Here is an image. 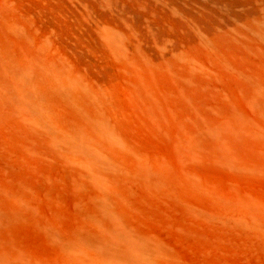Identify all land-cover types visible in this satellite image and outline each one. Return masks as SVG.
Listing matches in <instances>:
<instances>
[{"label": "rangeland", "instance_id": "1", "mask_svg": "<svg viewBox=\"0 0 264 264\" xmlns=\"http://www.w3.org/2000/svg\"><path fill=\"white\" fill-rule=\"evenodd\" d=\"M263 15L264 0H0V264H104L116 235L148 264H264Z\"/></svg>", "mask_w": 264, "mask_h": 264}, {"label": "bare ground", "instance_id": "2", "mask_svg": "<svg viewBox=\"0 0 264 264\" xmlns=\"http://www.w3.org/2000/svg\"><path fill=\"white\" fill-rule=\"evenodd\" d=\"M264 16V15H263ZM259 18V17H257ZM263 18V17H262ZM261 19V18H260ZM264 19V18H263ZM258 20V19H257ZM255 20V21H257ZM254 21V20H253ZM254 21V22H255ZM253 22V23H254ZM257 23V22H256ZM252 27V26H251ZM257 30V28H256ZM257 32V31H256ZM264 32V31H263ZM258 34V33H257ZM254 35V34H253ZM259 35V34H258ZM256 36V35H255ZM260 37V36H259ZM264 37V36H263ZM261 39V37H260ZM18 74V73H17ZM18 76V75H17ZM18 79V78H17ZM16 79V80H17ZM19 81H22V79H18ZM17 80V82H18ZM23 81H25L23 79ZM16 82V81H15ZM19 84V83H18ZM22 84V82H21ZM17 85V84H16ZM15 85V86H16ZM21 86V85H20ZM26 86V85H25ZM25 88V87H24ZM23 89L21 88V90H19V93H20V100L21 102L23 101V107H24V110L26 109L25 106H27V108L30 107H33L31 102H30V98H29V95H28V91L24 92L22 91ZM16 91V90H15ZM18 94V93H17ZM32 95V94H31ZM14 96H15V93H14ZM16 97V96H15ZM14 97V98H15ZM29 98V99H28ZM32 100V103L34 105V102L33 101V98L31 99ZM35 100V98H34ZM38 102V101H37ZM35 102V105L36 103ZM19 105V104H18ZM25 105V106H24ZM40 106V105H39ZM38 106V108H39ZM22 107V108H23ZM30 113V112H29ZM32 113V112H31ZM31 115V114H30ZM95 122V119L93 120ZM94 125L96 123H93ZM93 125V126H94ZM98 125V124H97ZM101 125H102V122H101ZM96 126V125H95ZM100 126V125H99ZM93 130V129H92ZM98 130V129H97ZM99 131V130H98ZM94 132H97V131H94ZM102 132V131H101ZM80 135V134H79ZM101 135V133H100ZM97 136V135H96ZM84 136H68V137H64V138H60L61 139V142L63 143V146L66 145V147H69L72 152L74 150V152H81L85 158H86V161H88L90 164L92 165H96L98 166L99 165V155L97 154L96 155V152L94 150L95 147H93V144L92 142L93 141H89V137H88V140H86L85 138H83ZM85 137H87L85 135ZM99 137V136H98ZM102 137V136H101ZM97 138V137H96ZM92 140V138H91ZM60 142V141H59ZM61 143V145H62ZM69 149V150H70ZM96 149V148H95ZM101 158V156H100ZM102 160V159H101ZM102 162L100 161V164ZM102 165V164H101ZM103 209V208H102ZM104 209H105V206H104ZM117 234V233H116ZM115 236H113V239H114ZM101 241V240H100ZM108 241V240H107ZM99 242V241H98ZM103 242V240H102ZM96 244V243H95ZM99 244V243H98ZM97 244V245H98ZM96 247H99L100 249V256L99 258L103 261L104 264H118L119 261H123V259H126L127 262L131 264H148L150 262V257H149V253H148V250L146 249V246H139L136 245L135 243H132L131 241H129L128 239L124 238L123 236L121 235H116L115 237V240L114 241H111L109 243H104L103 245L100 244Z\"/></svg>", "mask_w": 264, "mask_h": 264}]
</instances>
